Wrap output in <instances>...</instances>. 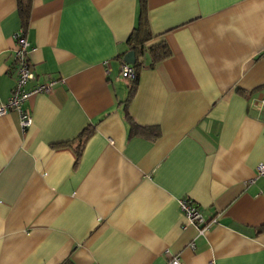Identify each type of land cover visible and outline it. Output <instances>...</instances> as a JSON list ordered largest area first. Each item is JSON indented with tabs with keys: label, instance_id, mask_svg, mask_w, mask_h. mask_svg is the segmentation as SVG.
Here are the masks:
<instances>
[{
	"label": "crops",
	"instance_id": "0c3cea01",
	"mask_svg": "<svg viewBox=\"0 0 264 264\" xmlns=\"http://www.w3.org/2000/svg\"><path fill=\"white\" fill-rule=\"evenodd\" d=\"M140 15L139 0H30L24 21L0 0V104L17 32L27 88L55 81L25 101L27 129L0 115V264H264V0H145L129 98ZM181 198L214 221L200 232Z\"/></svg>",
	"mask_w": 264,
	"mask_h": 264
},
{
	"label": "built area",
	"instance_id": "2783aa9c",
	"mask_svg": "<svg viewBox=\"0 0 264 264\" xmlns=\"http://www.w3.org/2000/svg\"><path fill=\"white\" fill-rule=\"evenodd\" d=\"M13 59L15 68V79L7 100L0 104V115L6 114L10 110H15L19 114V125L22 130L27 129L32 123L31 111L24 107L25 101L32 94L49 92L52 89L54 80L41 82L32 88H27L30 81L35 78V74L30 69L29 62V43L22 32L14 34ZM120 74L127 80H133L136 73L132 65L122 62ZM257 172L264 175V164L257 166ZM181 213L184 215L188 223L195 224L202 232L207 228L208 224L214 220L203 217L201 211L195 203L189 198H181L178 200ZM165 264H184L178 255H172Z\"/></svg>",
	"mask_w": 264,
	"mask_h": 264
},
{
	"label": "trees",
	"instance_id": "16d2710c",
	"mask_svg": "<svg viewBox=\"0 0 264 264\" xmlns=\"http://www.w3.org/2000/svg\"><path fill=\"white\" fill-rule=\"evenodd\" d=\"M18 2V8L21 16L24 18V21H26L29 9H30V0H17ZM140 6H141V15H140V22H139V27L136 28L135 35L133 39L130 42L131 48L134 52H143L144 50V43L150 39V33L142 20V13L145 5V0H139ZM149 51L152 54V57L154 58V61L160 60L161 58H164L170 54V51L167 47L166 44H159L157 46H151L149 47ZM139 64L137 61H135L134 64H132V67L135 70L136 77L133 80H128L130 82V91H129V98L132 97L133 93L135 92L136 89V83H137V78H138V66ZM130 128L131 130L136 128V125L133 124L129 120ZM62 264H72L70 260H66Z\"/></svg>",
	"mask_w": 264,
	"mask_h": 264
},
{
	"label": "water",
	"instance_id": "95a60500",
	"mask_svg": "<svg viewBox=\"0 0 264 264\" xmlns=\"http://www.w3.org/2000/svg\"><path fill=\"white\" fill-rule=\"evenodd\" d=\"M124 62L130 65L135 63V52L133 50H129L125 53Z\"/></svg>",
	"mask_w": 264,
	"mask_h": 264
}]
</instances>
